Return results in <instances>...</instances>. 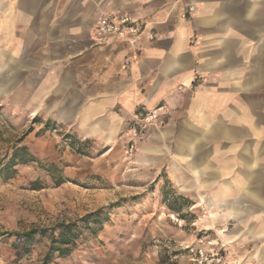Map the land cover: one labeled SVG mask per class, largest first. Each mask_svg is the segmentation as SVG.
<instances>
[{
  "label": "crops",
  "instance_id": "crops-1",
  "mask_svg": "<svg viewBox=\"0 0 264 264\" xmlns=\"http://www.w3.org/2000/svg\"><path fill=\"white\" fill-rule=\"evenodd\" d=\"M119 14L154 39L94 45L93 27ZM0 107L41 120L21 143L35 157L70 150L54 131L32 141L51 122L117 152L124 174L163 173L203 229L264 264V0H0ZM160 107L164 124L135 134L134 117Z\"/></svg>",
  "mask_w": 264,
  "mask_h": 264
},
{
  "label": "rangeland",
  "instance_id": "rangeland-1",
  "mask_svg": "<svg viewBox=\"0 0 264 264\" xmlns=\"http://www.w3.org/2000/svg\"><path fill=\"white\" fill-rule=\"evenodd\" d=\"M31 122L0 114V168ZM38 147L47 151L44 142ZM55 149L61 153L57 161L36 157L15 167L10 179L0 177V264H40L49 245L47 235L25 243L9 234L49 229L98 209L109 214L102 229L95 236L86 232L69 257H54L50 264H245L239 258L244 250L199 225L191 199L178 194L183 200L174 205L181 219L164 206L161 184L140 172L124 174L117 152L100 157L92 144L86 156L64 151L60 143ZM52 164L63 178L58 186V173L48 172Z\"/></svg>",
  "mask_w": 264,
  "mask_h": 264
},
{
  "label": "trees",
  "instance_id": "trees-1",
  "mask_svg": "<svg viewBox=\"0 0 264 264\" xmlns=\"http://www.w3.org/2000/svg\"><path fill=\"white\" fill-rule=\"evenodd\" d=\"M41 123V120L38 117H35L31 126L28 128L26 136L33 130L32 125ZM54 131L55 133L62 135L61 141L69 147V149L77 154L78 156H86L89 154L91 143L87 140H79L74 138L69 133H62L63 131H58L59 129L54 123L45 122L42 129L37 133H44L45 131ZM36 133V134H37ZM23 136V137H24ZM23 138H19L16 141V144L12 147V151L7 158L5 164L0 168V177L3 180L10 179L15 174V167L25 166L37 162L35 156H33L28 148L22 145ZM57 172V166L52 164L48 169V172ZM55 185L58 186L63 183V178L59 172ZM155 183L161 181L162 196L164 198V206L177 216H180L181 219L185 217L182 214V211L175 207L174 204L178 203L180 200H183L176 191L172 188L171 184L165 179V175L160 174L155 180ZM109 219V214L104 209H98L89 214H86L77 220L70 222H60L54 225L52 228H34L25 233H11L10 236H14L16 240H23L25 243H30L35 236H48L49 245L46 252L41 260L40 264H50L51 260L54 257L57 258H67L72 252L76 249L79 240L89 233L92 236H95L98 231L102 229L104 223Z\"/></svg>",
  "mask_w": 264,
  "mask_h": 264
},
{
  "label": "built area",
  "instance_id": "built-area-1",
  "mask_svg": "<svg viewBox=\"0 0 264 264\" xmlns=\"http://www.w3.org/2000/svg\"><path fill=\"white\" fill-rule=\"evenodd\" d=\"M181 0H175L179 2ZM194 11V6L184 5L183 18H187ZM145 37L152 41L154 35L144 24L130 14L109 15L102 17L99 22L93 27L92 42L97 46H104L109 42L115 41L123 44L125 47L133 50L140 40ZM135 54L123 60L122 68L126 69L135 59ZM167 112L163 107L148 111L142 115L134 117V132L136 129L144 130L146 128H157L164 124V117ZM134 134V135H135ZM134 152V147L129 146L127 155L130 157Z\"/></svg>",
  "mask_w": 264,
  "mask_h": 264
}]
</instances>
